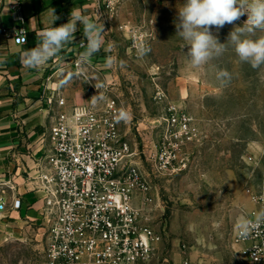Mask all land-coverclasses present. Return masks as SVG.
<instances>
[{
  "label": "rangeland",
  "instance_id": "obj_1",
  "mask_svg": "<svg viewBox=\"0 0 264 264\" xmlns=\"http://www.w3.org/2000/svg\"><path fill=\"white\" fill-rule=\"evenodd\" d=\"M184 3L125 0L121 5L127 27L117 35L124 62L118 73L128 101L152 100L151 113L159 120L169 103L176 104L193 117L199 132L185 146L188 159L176 173L160 175L148 166L157 201L144 209L142 218L162 234L159 249L166 252L139 264H175L166 254L176 249L195 250L201 264H253L234 255L233 235L249 218L247 189L257 190L264 181V66L253 69L239 62L227 41L247 20L240 18L219 31L212 27L226 50L202 67H192L185 55L187 42L176 27ZM261 35L257 30L251 38ZM143 43L150 51L140 57L137 45ZM222 69L231 74L223 86L216 75ZM0 226V264H48L42 224L23 226L4 218Z\"/></svg>",
  "mask_w": 264,
  "mask_h": 264
},
{
  "label": "built area",
  "instance_id": "obj_2",
  "mask_svg": "<svg viewBox=\"0 0 264 264\" xmlns=\"http://www.w3.org/2000/svg\"><path fill=\"white\" fill-rule=\"evenodd\" d=\"M124 1L88 0L100 20L106 15L115 17ZM13 7L15 18L24 20L20 4ZM126 27L123 24L119 28ZM0 34L12 36L17 44L27 41L26 31L21 28H0ZM75 65L84 75L78 58ZM98 95L94 90L93 96ZM49 103L56 104L58 110L36 178L44 200L41 214L47 236V263L137 264L152 260L157 244L163 240L142 218L144 209L155 202L153 187L141 168L130 161L133 151L121 137L117 100L102 96L99 101L66 108V99L58 95ZM162 121L161 138L155 150L148 149L145 159L158 174L172 175L188 159L184 148L199 137V132L193 117L173 103H169ZM247 193L264 208V186L258 190L248 188ZM6 208V200L1 199L0 210ZM12 208L20 209L21 200H15ZM233 243L240 257L264 264V224L247 238L236 229Z\"/></svg>",
  "mask_w": 264,
  "mask_h": 264
},
{
  "label": "crops",
  "instance_id": "obj_3",
  "mask_svg": "<svg viewBox=\"0 0 264 264\" xmlns=\"http://www.w3.org/2000/svg\"><path fill=\"white\" fill-rule=\"evenodd\" d=\"M17 3L20 4L24 20L15 18L13 6ZM50 8H54L59 17L54 21V27L67 23L70 14L77 10L104 25L103 46L87 63H83L81 70L85 76L75 65L79 54L85 51L79 43H87L83 26L79 23L73 42L65 45L60 59L50 60L40 69L22 66L23 51L36 47L39 43L38 34L51 25ZM124 10V6L120 7L115 17L106 15L100 20L88 0H0V28L9 31L21 28L27 35L25 43L17 44L12 36L0 34V200L7 202L6 210H0V225L4 218L23 226L42 224L44 200L43 193L37 189L36 178L39 173L38 162L49 146L48 133L58 110L56 104L49 103V99L54 96L64 97L66 108L92 101L94 90L99 93L97 101L102 96L115 98L121 112L128 114L126 121L119 122V129L122 139L130 144L133 151L130 161L141 168L152 185L148 170L150 164L143 162L142 158L149 148L156 149L164 124L162 120L154 119L151 113L152 100L140 101L138 98L139 104L136 105L125 96L123 79L118 73L121 55L118 52L120 42L117 40L119 27L126 23L123 20ZM109 56L115 57L118 63L107 67ZM84 81L88 83L87 86ZM152 195L157 201L154 187ZM18 199L21 200V208L13 209L12 204ZM135 203L141 206L139 200ZM260 209L258 204L250 202L246 212L248 219L254 217L253 211L258 212ZM153 228L162 236L156 227ZM159 244L157 253L164 256L166 251H160ZM237 250L238 246H235V256H239ZM166 255L175 264H184L186 261L201 264L203 261L195 250L176 249Z\"/></svg>",
  "mask_w": 264,
  "mask_h": 264
},
{
  "label": "clouds",
  "instance_id": "obj_4",
  "mask_svg": "<svg viewBox=\"0 0 264 264\" xmlns=\"http://www.w3.org/2000/svg\"><path fill=\"white\" fill-rule=\"evenodd\" d=\"M49 13L52 18L51 25L38 34L37 46L21 54L23 67L40 69L50 60L60 59L65 45L73 42L78 23L83 26V34L87 40L86 44L81 42L85 51L79 54L78 62L87 63L100 51L104 42V25L77 10L70 14L67 23L54 27V21L59 17L56 16L54 8H50ZM244 15H247L246 22L243 26L235 27L229 33L227 41L231 42L239 62L259 69L264 66V35L255 39L251 37L255 36L257 30L264 32V0H185L178 9L179 23L176 27L177 34L187 42L188 50L185 55L191 66L200 68L226 50L225 43L218 42L212 34V27L219 31L225 24H233ZM149 51L147 46L137 45L138 56L143 57ZM117 63L115 57L109 56L106 66L112 67ZM216 75L222 86L231 80V74L226 69L219 70ZM97 99L98 96L91 98L93 102ZM119 119L126 121L128 114L122 111ZM261 224H264V208L255 213L254 219L242 220L237 225L238 234L247 238Z\"/></svg>",
  "mask_w": 264,
  "mask_h": 264
}]
</instances>
